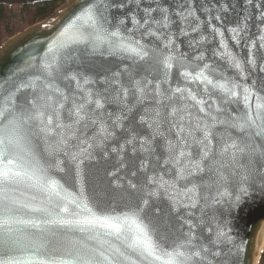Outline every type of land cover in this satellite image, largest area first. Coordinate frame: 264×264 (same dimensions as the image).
<instances>
[{"label": "snow or ice", "instance_id": "6c2138e0", "mask_svg": "<svg viewBox=\"0 0 264 264\" xmlns=\"http://www.w3.org/2000/svg\"><path fill=\"white\" fill-rule=\"evenodd\" d=\"M85 3L0 82V264H239L233 210L264 197V0Z\"/></svg>", "mask_w": 264, "mask_h": 264}, {"label": "water", "instance_id": "95a60500", "mask_svg": "<svg viewBox=\"0 0 264 264\" xmlns=\"http://www.w3.org/2000/svg\"><path fill=\"white\" fill-rule=\"evenodd\" d=\"M82 6H86L85 0H67L52 18L27 28L3 43L0 46V82L19 69H25L24 72L19 73L20 76H25L27 72L34 71L27 68L29 57H36L37 60L46 59L45 53L49 42L57 37L75 16L79 15ZM235 19V13L229 12L225 20V27ZM251 31L254 33L256 28L252 26ZM225 37H229L227 32H225ZM233 45L234 42L229 39V46L233 47V51L238 52L242 57L247 55L246 48H236ZM215 46L216 42L206 45L208 48ZM181 50H183V46ZM208 55L211 56V52ZM35 62L33 61V63ZM119 64L120 62L116 59L96 57L91 61H86L83 68L86 71L102 73L105 69L115 70ZM262 225H264V197L259 194L244 198L233 210L232 226L234 233L237 242H242L244 246V250L239 255V264H254L256 239ZM263 254L264 251L258 264L261 263Z\"/></svg>", "mask_w": 264, "mask_h": 264}, {"label": "trees", "instance_id": "16d2710c", "mask_svg": "<svg viewBox=\"0 0 264 264\" xmlns=\"http://www.w3.org/2000/svg\"><path fill=\"white\" fill-rule=\"evenodd\" d=\"M66 1L49 0L21 6L0 3V46L27 28L52 18ZM260 264H264V254Z\"/></svg>", "mask_w": 264, "mask_h": 264}, {"label": "bare ground", "instance_id": "6f19581e", "mask_svg": "<svg viewBox=\"0 0 264 264\" xmlns=\"http://www.w3.org/2000/svg\"><path fill=\"white\" fill-rule=\"evenodd\" d=\"M264 251V225L260 229V232L256 239L255 252H254V264H258L260 256Z\"/></svg>", "mask_w": 264, "mask_h": 264}, {"label": "crops", "instance_id": "0c3cea01", "mask_svg": "<svg viewBox=\"0 0 264 264\" xmlns=\"http://www.w3.org/2000/svg\"><path fill=\"white\" fill-rule=\"evenodd\" d=\"M41 1H49V0H0V3L15 5V6H21L28 3H34V2H41Z\"/></svg>", "mask_w": 264, "mask_h": 264}]
</instances>
